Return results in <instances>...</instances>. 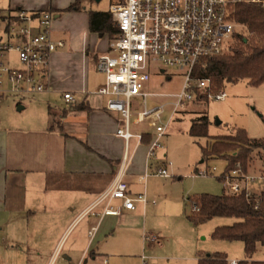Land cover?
<instances>
[{
    "label": "crops",
    "instance_id": "1",
    "mask_svg": "<svg viewBox=\"0 0 264 264\" xmlns=\"http://www.w3.org/2000/svg\"><path fill=\"white\" fill-rule=\"evenodd\" d=\"M55 2L50 0L42 7L35 1L20 0L1 10L5 28L0 42L15 22V10L60 11L53 6ZM80 3L73 0L66 9L70 12L77 5L71 11L77 15ZM64 16H55L53 23V39L64 41L65 46L51 57L45 78L48 90L36 94L38 98L30 105L18 108L25 114L9 121L0 119V264H144L143 257L145 264H170L160 263L165 238L149 221L148 212L156 211L166 200L163 191L177 186L174 179L179 174L174 164L169 168L173 178L153 175L170 161L165 148L157 152L156 159L148 158L155 136L140 132L145 123L135 122V129L131 126V132L142 134L143 141L133 138L128 144L131 160L125 181L134 195H146L147 202L136 203L135 210H123L116 216L105 215V202L95 206L114 183L127 149L126 141L117 135L123 121L106 110L105 97L94 94L105 82L97 62L110 52L114 41L108 35L92 33L89 16L80 30L62 29L64 24L59 28L56 20ZM151 88L150 81L146 92L164 97L149 92ZM66 93L74 96V103L65 101ZM137 99L147 107L148 99L146 105L143 98ZM185 190L176 199L184 200ZM121 204L114 201L116 206ZM151 235L155 242L146 240ZM200 254L206 253L176 257L172 264H199Z\"/></svg>",
    "mask_w": 264,
    "mask_h": 264
},
{
    "label": "built area",
    "instance_id": "2",
    "mask_svg": "<svg viewBox=\"0 0 264 264\" xmlns=\"http://www.w3.org/2000/svg\"><path fill=\"white\" fill-rule=\"evenodd\" d=\"M241 0H115L109 12L117 24L120 35L112 43L110 52L101 56L97 69L105 76V82L94 94L107 99L106 110L116 113L123 121L117 135L127 143L126 153L116 179L110 189L95 203H106L105 215H120L123 210L133 211L136 203H146L144 194L134 195L125 176L130 163L128 144L133 138L143 141V135L131 132V113L134 99L146 100L152 95L146 92L151 81L149 68L157 64L162 72L169 70L184 71V83L179 94L171 96L174 112L197 101L199 94L207 100L222 101L227 98L223 90L216 91L212 78H196L194 71L206 58L223 56L229 51L231 42L237 34V23L231 15V8ZM260 1V0H258ZM256 2V0H253ZM13 24L8 26L5 39L0 42V56L14 50L18 53L21 69H11L1 64L0 91L3 86L1 77L7 75L10 93L14 96H30L48 90L45 78L49 74L53 53L65 46L64 41L53 39L54 13L51 10L31 11L20 8L14 11ZM159 97V96H158ZM67 103H74L71 93H66ZM168 104L138 113L136 124L149 122L156 134L150 143L148 158H157V152L163 149L161 139L167 127L161 124L162 116ZM161 166L153 173L160 178H173L169 168ZM217 170L214 169L213 172ZM210 171L199 173L208 177ZM150 174H146L145 178ZM227 184L230 195L252 193L248 185L264 177H253L245 173L240 164L225 171L221 178ZM121 201V205H114ZM200 208L193 205V214ZM96 229L90 232V236ZM147 241H156L153 235ZM58 255V253L56 254ZM145 264V257H143ZM229 264H239L229 261Z\"/></svg>",
    "mask_w": 264,
    "mask_h": 264
},
{
    "label": "rangeland",
    "instance_id": "3",
    "mask_svg": "<svg viewBox=\"0 0 264 264\" xmlns=\"http://www.w3.org/2000/svg\"><path fill=\"white\" fill-rule=\"evenodd\" d=\"M30 1H35L43 7L48 6L50 0ZM72 1L56 0L53 6L60 11L53 10V12L54 20L56 19L55 16L59 14L66 15L63 20H56L59 28L64 24L62 29L67 27L73 31L75 29L80 30L87 25L90 12H107L115 2V0H102L97 3L95 0H80L81 9L77 11V15H72L73 12L66 9ZM245 1L264 5V0H256V2L241 0L237 3ZM19 2L20 0H0V10H8L11 3L13 6ZM237 25V34L230 44L229 51L224 55L232 54V47L237 35L248 36L246 28L238 23ZM4 28L5 23L0 20V38L3 36ZM1 64L11 69L22 68L18 53L14 50L5 53L2 57L0 56V69ZM149 72L152 87L149 92L165 95L158 98L150 97L147 107L154 109L168 104L161 121V124L166 126L168 131L161 139V144L168 154L167 160L174 162L178 169L177 174H179L175 175L174 179L178 183L177 186L169 187L163 191L166 200L163 199L161 205L159 201H156L159 204L157 210L154 212L149 210L148 212L149 221L154 224L157 231L160 230L162 237L165 238L166 249L161 253L164 256V261L160 263L170 262L172 264L176 257L188 256L192 252L222 253L228 257L230 262L233 260L244 261L246 255L242 242L214 240L212 238L215 227L232 225L235 219L214 218L197 228L189 219L193 215L194 205L189 198L193 199L203 194L222 196L229 193L227 184L220 179L222 174L227 171L228 161L225 158L205 155L202 148L211 151V146L217 138L233 135L237 130H244L252 141H264V84L253 87L246 80L228 82L222 89L227 94L225 100L194 101L175 113L171 105L174 99L171 96L182 91L184 71L169 70L162 72L159 65L152 64ZM1 79L3 86L0 91V119L4 122L11 120L14 115L25 114L26 112H19L18 108L23 105H30L38 97L37 95L35 98H32L33 95L14 96L10 93L7 75L3 74ZM144 108L142 100H133L130 119L132 129L135 127L138 113L144 111ZM202 115H207L209 119V138L195 140L190 137L189 131L192 122ZM145 130L149 132L152 138L155 136L156 131L149 122L140 127V132ZM202 161L205 163H201ZM214 169L217 171L213 172ZM205 170L210 171L209 176H199V173ZM247 170L250 171L248 173L250 176L264 177V148L253 149L245 173L248 172ZM182 188L186 189L184 200H180V197L176 199L175 196H180ZM248 190L254 193L264 191V181L251 182L248 185ZM172 197L174 198L172 199ZM253 259L255 261L264 260V252L261 247Z\"/></svg>",
    "mask_w": 264,
    "mask_h": 264
},
{
    "label": "trees",
    "instance_id": "4",
    "mask_svg": "<svg viewBox=\"0 0 264 264\" xmlns=\"http://www.w3.org/2000/svg\"><path fill=\"white\" fill-rule=\"evenodd\" d=\"M72 6L69 10H77ZM233 19L243 25L248 36L237 35L232 54L203 59L195 68L196 78H212L215 90H222L225 83L246 80L253 87L264 84V5L241 2L231 8ZM0 19H5L0 10ZM89 29L92 33L108 35L115 41L119 29L109 11L90 12ZM1 100V99H0ZM197 101H207L204 94H199ZM209 119L207 115L199 116L192 122L189 135L195 139L209 138ZM254 148H264V141H252L244 130L216 139L211 151L202 148L205 155L225 158L227 171L240 164L244 171ZM200 208L189 219L198 227L214 218H232V225L217 227L212 238L222 241H240L244 244L246 259L239 264H264L253 257L261 247L264 252V193L247 196L224 194L213 196L203 194L190 199ZM199 264H229L228 257L222 253L200 254Z\"/></svg>",
    "mask_w": 264,
    "mask_h": 264
},
{
    "label": "water",
    "instance_id": "5",
    "mask_svg": "<svg viewBox=\"0 0 264 264\" xmlns=\"http://www.w3.org/2000/svg\"><path fill=\"white\" fill-rule=\"evenodd\" d=\"M97 3H100L102 0H95Z\"/></svg>",
    "mask_w": 264,
    "mask_h": 264
}]
</instances>
